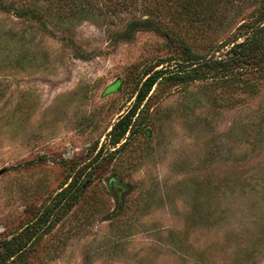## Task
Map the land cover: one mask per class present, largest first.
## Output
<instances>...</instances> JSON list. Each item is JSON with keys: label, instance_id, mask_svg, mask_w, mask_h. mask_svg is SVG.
<instances>
[{"label": "rangeland", "instance_id": "rangeland-1", "mask_svg": "<svg viewBox=\"0 0 264 264\" xmlns=\"http://www.w3.org/2000/svg\"><path fill=\"white\" fill-rule=\"evenodd\" d=\"M103 2L60 14L37 1L53 8L45 27L0 11V264H264V71L241 69L238 84L165 74L138 101L187 50L227 58L264 0H206L196 13ZM148 18L158 31L119 37ZM121 117L130 126L111 145ZM111 177L131 187L122 201ZM74 178L88 180L77 200L41 218Z\"/></svg>", "mask_w": 264, "mask_h": 264}, {"label": "trees", "instance_id": "trees-1", "mask_svg": "<svg viewBox=\"0 0 264 264\" xmlns=\"http://www.w3.org/2000/svg\"><path fill=\"white\" fill-rule=\"evenodd\" d=\"M40 0H29L28 5L25 3L26 0H15L14 2L7 0H0V11L9 12L10 10L13 13L21 18H29L31 20H35L43 23L47 18L50 17V13L53 8L46 9L43 13L40 12L39 9H36L34 4ZM56 5V12L62 13L64 9H66L69 5L67 14H75L77 11H84V8L81 7V10L77 8L76 4H81L83 1L90 0H44ZM106 1L110 0H105ZM117 1L119 0H112ZM162 2L164 6L174 7V9L182 12H187L192 9V13L195 12L192 7H196L198 5H206V0H157ZM18 4H17V3ZM17 5V6H16ZM87 11H94L96 8H87ZM86 11V10H85ZM99 11V10H98ZM191 12V11H190ZM101 13V12H100ZM196 13V12H195ZM140 30H154L158 31L159 26L155 22L154 19H133L129 21L126 25V28L122 33L119 34L120 38H124L126 40L130 39L136 31ZM237 36L230 42V48L226 51L227 58L223 59H214V58H197L192 54H189L187 50V57H184V60L187 61L185 64H179L180 70L174 73H170L166 70H159L154 72L151 76L146 78L144 82L141 84L139 88V97L138 101L143 100V98L148 94L151 90L152 86L156 83L158 78H161L162 75H165L164 79H177V80H185V81H194L197 79H205L208 77H214L216 79L226 81V82H235L237 83L236 75H239L238 71L241 69H262L264 71V3L254 12L249 20L242 23L238 29ZM243 38V41L238 42V38ZM237 38V39H236ZM244 74V73H243ZM243 85L246 88H251L254 84L247 81V79H243ZM251 84V87H250ZM130 126V119L121 117L109 131L108 135L113 136L111 145H116L119 143L121 139L124 138L128 127ZM79 179V178H78ZM77 178L72 179L69 184L63 189L60 190L53 198L54 204L53 207L49 210V212H45L41 218H48L49 215H52L56 210H67L73 202L77 200V198L84 191V188L87 185V181H80ZM114 179L113 177L109 178ZM79 181V182H76ZM109 190V185L107 184ZM118 209V208H117ZM62 211V212H63ZM32 225V224H31ZM36 224L26 227V231L28 229L35 230ZM13 247V246H12ZM7 248L6 253L7 258H11L16 255L17 250L13 248ZM8 249V250H7Z\"/></svg>", "mask_w": 264, "mask_h": 264}, {"label": "flooded vegetation", "instance_id": "flooded-vegetation-1", "mask_svg": "<svg viewBox=\"0 0 264 264\" xmlns=\"http://www.w3.org/2000/svg\"><path fill=\"white\" fill-rule=\"evenodd\" d=\"M107 184L109 185L110 189L114 192L115 196H119L122 194V192H124L126 190V185L117 182L114 179H110ZM116 198V197H115Z\"/></svg>", "mask_w": 264, "mask_h": 264}, {"label": "water", "instance_id": "water-1", "mask_svg": "<svg viewBox=\"0 0 264 264\" xmlns=\"http://www.w3.org/2000/svg\"><path fill=\"white\" fill-rule=\"evenodd\" d=\"M125 188H126V190L124 192H122L121 195L115 196L117 200L119 199V201H122L124 194L128 193L131 190L130 186H126ZM117 208H119V207H117Z\"/></svg>", "mask_w": 264, "mask_h": 264}]
</instances>
